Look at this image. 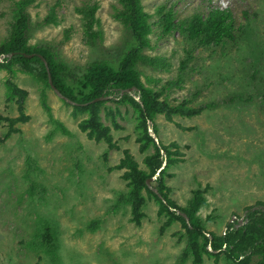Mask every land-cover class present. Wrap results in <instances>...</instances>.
I'll list each match as a JSON object with an SVG mask.
<instances>
[{"label":"rangeland","instance_id":"374dc122","mask_svg":"<svg viewBox=\"0 0 264 264\" xmlns=\"http://www.w3.org/2000/svg\"><path fill=\"white\" fill-rule=\"evenodd\" d=\"M56 3L58 24L40 28L38 23ZM10 4L11 0H0V42L8 33ZM85 4L98 6L103 39L96 47L84 43L82 21L75 12ZM142 4L151 24V49L144 54L160 57L166 65L139 66L142 83L165 89L170 102L187 98L193 106L218 104L199 117H176L174 123L159 115L154 124L159 142H175L184 153L183 161L168 169L170 198L184 207L193 189H205L206 206L198 214L202 220L213 217L205 221L206 230L221 234L227 224L242 223L246 207L264 203V0H142ZM116 7L115 0H39L29 10L30 44L51 45L79 77L87 64L110 60L132 44L126 29L113 19ZM210 7L231 11L239 27L235 43L204 48L176 31L162 35L159 9H171L177 20H184L206 14ZM187 58L179 87L166 89L178 79L180 63ZM7 78L11 75L0 70V115L16 117L15 106L6 101ZM13 79L28 93L29 120L0 146V264H44L27 245L40 219L57 229L58 264H191L178 262L183 243L172 237L180 230L178 223L159 234L162 221L154 200L147 201L139 227L130 222L129 207H116L126 192L125 183L120 171L108 169L118 163L124 149L142 167L132 110L119 107L122 130L112 132L118 149L108 151L106 144H96L79 131L77 124L84 116H74L70 105L46 89L52 116L69 135L55 131L40 104V85L27 76ZM231 97L245 102L222 104ZM101 117L104 121L103 112ZM4 131L0 124V136ZM203 264L230 263L221 257L216 262L205 258Z\"/></svg>","mask_w":264,"mask_h":264},{"label":"trees","instance_id":"16d2710c","mask_svg":"<svg viewBox=\"0 0 264 264\" xmlns=\"http://www.w3.org/2000/svg\"><path fill=\"white\" fill-rule=\"evenodd\" d=\"M38 1L11 0L7 23L8 33L0 42V55L13 54V57L10 61L0 64V70L11 75V78L4 81L6 101L15 106L18 115L16 117L0 115V124L5 129L0 136V146L12 135L19 133L18 126L29 120L25 114L28 93L13 79L18 76L30 77L40 85V104L47 113L54 130L63 135H69L63 123L52 116L51 108L47 103L45 90H50V88L45 68L38 57L42 56L48 63L54 86L63 96L77 104V106H71L73 115L84 116L79 120L77 127L88 140L96 144H106L108 151L118 149L112 132L122 130L118 122V118H121L119 107L132 110L135 120V140L139 153L143 155L142 167L130 151L124 149L118 163L108 170L121 172L120 178L125 183L126 192L118 197L116 207H129L130 222L133 225L137 227L141 225L146 216L143 209L147 201L154 200L158 205L156 215L162 221L159 227L160 235H164L175 223L180 225V230L172 234L178 244L183 243L178 257L179 263L189 260L191 264H203L205 258H213L216 262L223 257L230 264H264V203L262 201L244 209L247 213L243 217L242 225L238 222L229 223L225 231L215 234L207 231L205 227V221L208 222L213 217L209 216L202 220L198 214L206 206L205 189L201 187L193 189L184 207L178 206L170 198L171 190L166 184V178L172 175L168 173V169L182 162L184 153L175 142L164 145L160 141L158 147L148 134L147 121L153 122V129L158 137L154 122L159 115H162L166 121L174 123L176 117H199L204 112L216 108L218 104L207 103L193 106L187 98L170 102L164 96L163 90L165 89L158 90L142 83L139 66L152 69L166 66L162 58L149 57L144 54L145 50L151 49L149 39L151 24L142 0H115L118 7L114 9L113 19L126 29L132 44L126 45L122 52L110 60L87 64L79 77L60 59L56 49L51 45L30 44L32 23L29 10ZM58 8V3L50 6L38 26L43 28L57 25ZM97 10L96 4H85L75 9L82 21L84 43L89 47L98 46L103 39L101 25L96 16ZM157 12L161 16L162 35L176 31L198 47H223L235 43L238 38L239 27L230 10L210 7L206 14L197 13L184 20H177L171 9L166 11L159 9ZM24 55L34 56L27 59ZM188 60L189 58L180 63L178 79L167 83L166 89L179 87L182 81L181 75ZM132 87L139 91L143 109L128 94H124L119 100L110 99L91 103L95 99L106 96L117 98L119 91ZM235 100L245 102L241 98L231 97L223 100L222 104L233 103ZM107 103L114 105V109L109 108ZM101 112L104 113V121ZM176 126L184 129L178 124ZM161 150L165 153V157L162 156ZM164 160L166 166L152 183V186L157 188L162 196L163 202L148 189L146 180L156 175ZM33 188L31 186L30 190ZM255 207L258 209L251 210ZM172 210H179L186 214L190 227ZM95 225L96 222L92 221L91 226ZM207 235L211 237V240ZM27 245L29 250L37 256L39 262L59 263L58 232L49 221L40 219L37 222ZM208 246L211 251L208 250Z\"/></svg>","mask_w":264,"mask_h":264},{"label":"water","instance_id":"95a60500","mask_svg":"<svg viewBox=\"0 0 264 264\" xmlns=\"http://www.w3.org/2000/svg\"><path fill=\"white\" fill-rule=\"evenodd\" d=\"M33 56L34 55H24V57L27 58V59H30ZM12 57H13V54L0 55V64L10 61ZM38 57L41 60V62L43 63V66L45 68L46 75H47V83H48V86H49L50 90L54 93V95L58 99L62 100L66 104H68L70 106H77V104L75 102H73L70 99H68L67 97L63 96L60 93V91L54 86L47 61L42 56H38ZM124 94H128L143 109V103H142V101L140 99L139 91L135 87L119 91L117 98H114V97H111V96H106V97H101V98L95 99L91 103L93 104V103H96V102H103V101H107V100H110V99L119 100ZM147 131H148L149 136L152 138V140L155 142V144L159 147V140H158L157 135L154 132L153 122L150 121V120L147 121ZM161 154H162L163 157H165V153L162 150H161ZM165 166H166V161L164 160L163 164H162V167L157 171L156 175L154 177L149 178L148 180H146V186L148 187V189L153 194H155L163 202H164V200H163L162 196L159 194L157 188L152 186V183L157 179V177L159 176V173L164 169ZM255 209H258V208L255 207V208H252L251 210H255ZM260 209L263 210L262 207H260ZM172 211H174L178 216L182 217L184 219L186 225L188 227H190L189 218L187 217L186 214L180 212L179 210H172ZM246 213H247V211L244 212L243 216H245ZM239 224L242 225V223H239ZM207 236L211 240V237L209 235H207ZM208 250L211 251L209 246H208Z\"/></svg>","mask_w":264,"mask_h":264}]
</instances>
